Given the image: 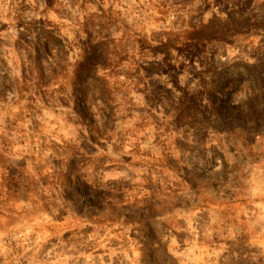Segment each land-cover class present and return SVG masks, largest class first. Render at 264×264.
<instances>
[{
  "label": "rangeland",
  "instance_id": "1",
  "mask_svg": "<svg viewBox=\"0 0 264 264\" xmlns=\"http://www.w3.org/2000/svg\"><path fill=\"white\" fill-rule=\"evenodd\" d=\"M0 264H264V0H0Z\"/></svg>",
  "mask_w": 264,
  "mask_h": 264
},
{
  "label": "trees",
  "instance_id": "2",
  "mask_svg": "<svg viewBox=\"0 0 264 264\" xmlns=\"http://www.w3.org/2000/svg\"><path fill=\"white\" fill-rule=\"evenodd\" d=\"M105 40H108L107 36L104 37V41ZM105 42L102 43V45L97 46L94 54H92V49L88 47L89 51H87L88 53L84 56L83 68L74 73L76 79L75 83L77 85L83 84L86 88L83 90L85 91L83 97L87 99L88 102H82L79 100L80 103H75V105L80 112L83 110V113L81 112L80 115V120L87 130L90 126V123L86 121L88 116L87 107L90 102L88 96H96V94H98L102 101L107 104L109 115L112 114L113 116V99L115 93L119 91L117 88L125 85L128 86L127 82L121 80L119 76V64L122 60L121 53L117 50L115 51V49H111L108 45L110 42H107L106 44ZM94 86L98 87L97 90L93 88ZM90 90H95V93L90 94Z\"/></svg>",
  "mask_w": 264,
  "mask_h": 264
}]
</instances>
